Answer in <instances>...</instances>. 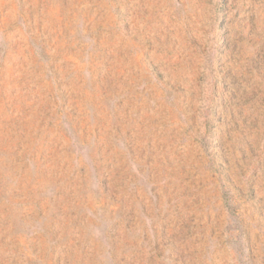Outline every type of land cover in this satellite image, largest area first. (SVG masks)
Segmentation results:
<instances>
[{"label":"rangeland","instance_id":"374dc122","mask_svg":"<svg viewBox=\"0 0 264 264\" xmlns=\"http://www.w3.org/2000/svg\"><path fill=\"white\" fill-rule=\"evenodd\" d=\"M0 264H264V0H0Z\"/></svg>","mask_w":264,"mask_h":264}]
</instances>
